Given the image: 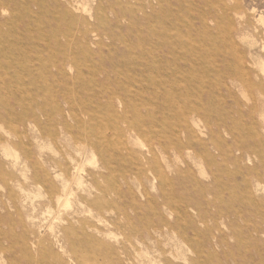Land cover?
Listing matches in <instances>:
<instances>
[{"label":"rangeland","instance_id":"1","mask_svg":"<svg viewBox=\"0 0 264 264\" xmlns=\"http://www.w3.org/2000/svg\"><path fill=\"white\" fill-rule=\"evenodd\" d=\"M0 264H264V0H0Z\"/></svg>","mask_w":264,"mask_h":264},{"label":"bare ground","instance_id":"2","mask_svg":"<svg viewBox=\"0 0 264 264\" xmlns=\"http://www.w3.org/2000/svg\"><path fill=\"white\" fill-rule=\"evenodd\" d=\"M76 123V122H75ZM104 136V135H103ZM106 143V142H105ZM109 143V142H108ZM107 143V144H108ZM122 145V144H121ZM120 146V145H119ZM166 146V145H165ZM152 147V146H151ZM101 148V147H100ZM105 148V147H104ZM126 148V147H125ZM152 149V148H151ZM101 150V149H100ZM119 150V149H118ZM155 151V150H154ZM127 152H128V150H127ZM151 153H153V152H151ZM105 154V153H104ZM113 155V154H112ZM148 155V154H147ZM153 155V154H152ZM58 163V162H57ZM149 164V163H148ZM148 166H151L150 164L148 165ZM80 178H82V177H80ZM160 178H162V177H160ZM163 179V178H162ZM66 180V179H65ZM80 181V180H79ZM83 184V183H82ZM92 185V184H91ZM68 188V187H67ZM67 197V196H66ZM82 200H84V198L82 199ZM67 204V203H66ZM81 205V204H80ZM119 214V213H118ZM116 216V215H115ZM109 223V222H108ZM112 223V222H111ZM115 225V224H114ZM108 227H109V225H108Z\"/></svg>","mask_w":264,"mask_h":264}]
</instances>
